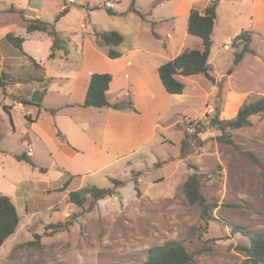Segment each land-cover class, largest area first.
Here are the masks:
<instances>
[{"label":"rangeland","instance_id":"1","mask_svg":"<svg viewBox=\"0 0 264 264\" xmlns=\"http://www.w3.org/2000/svg\"><path fill=\"white\" fill-rule=\"evenodd\" d=\"M65 1L11 0L1 4L23 9L28 18L41 16L53 23L58 33L74 32L84 43L98 41V32L114 30L116 26L123 28L132 18L142 23L143 38L156 39L151 35L152 22L129 11L133 0H123V11L118 16L109 13L108 0H74L70 4L71 12L61 14ZM11 18L17 22L16 33L25 32L26 23L18 13L0 14V28L4 22L10 24ZM82 23L87 26L85 33ZM235 45L231 40L232 50H223L218 63L223 76L217 82L214 73L212 78L200 74L195 76L199 84L188 82L182 98L166 94L164 112L156 127L150 115L142 116L140 134L131 143L135 153L129 164L122 162L118 169L117 179L123 183L115 187L112 196L99 200L89 196L84 206L69 200L72 189L80 190L76 186L65 191L57 188L32 194L39 188L38 184L59 186L60 171L54 165H45L48 171H41L40 167L15 157L25 146L20 128L27 117L21 110L10 107L15 120L10 113L4 114L0 192L14 201L21 220L16 232L0 248V264H142L151 247L173 239L188 241L193 225L202 226L203 237L199 239L196 235L190 249L204 245L212 248L196 256L199 264H241L243 255L235 246L247 244L248 238L233 234L231 223L255 232L264 231V168L244 154L252 151L264 163V116L253 115L251 125L231 130L233 144L219 142L220 131L210 127L209 121L216 104L222 105L221 118L229 119L237 114L227 115L225 111L231 89L245 92L242 104L264 95V33L253 37L251 47L256 53L247 54L238 65L234 64ZM212 86H216L215 92ZM208 104L210 107L200 115ZM200 123L205 126L196 137ZM186 131L192 135L193 142L188 153L182 155L181 143ZM37 154L49 164L43 143ZM194 171L201 174V192L207 202L216 205L208 229L203 228L200 206L190 204L182 190L184 181ZM98 186L114 184L103 177ZM22 192L31 201L27 210V201L23 206L20 202ZM58 223L62 226L49 227Z\"/></svg>","mask_w":264,"mask_h":264},{"label":"crops","instance_id":"2","mask_svg":"<svg viewBox=\"0 0 264 264\" xmlns=\"http://www.w3.org/2000/svg\"><path fill=\"white\" fill-rule=\"evenodd\" d=\"M3 1L11 0H0V14L18 13L22 17L18 12L20 9L13 6L8 8L1 4ZM111 1L113 6L108 7L114 11L111 16H118L123 11V0ZM65 2L68 15L71 12L70 4L75 1ZM65 2L61 10L65 8ZM211 2L135 0L129 11L152 22L151 35L156 39L150 41L149 37L143 38L142 31H145L142 23L132 18V22L123 28L115 27L124 37L117 47L121 54L115 58L108 55V46L98 41L80 42L78 35L70 31L59 33L66 41L51 57L54 38L50 34L43 31L28 34L27 21L23 17L26 23L23 33H16L17 22L13 18L8 21L10 24H2L0 76L5 88L0 85V144L4 139V114L10 113L12 118L10 107L21 110L27 121L20 128L25 146L18 154L25 152L34 162L33 166L40 167L41 171H48L49 167L45 165H54L60 171L59 186L38 184L39 188L32 194L61 188L68 179H71L69 187L76 186L77 189L87 185L98 186L103 177L117 179L120 164H129L135 153L131 143L140 134L142 116L146 113L151 116L155 127L160 125V117L164 112L163 101L169 93L159 75L160 65L175 58L186 48H202V39L188 32L189 16L192 8L204 10ZM216 14L209 59L215 82L223 76L218 66L223 50H232L231 47L225 48L227 40H233L243 30H251L253 37L264 33V0H218ZM37 17L42 19L41 16ZM81 25L82 33H85L87 26L85 23ZM9 32L26 37L24 52L7 40ZM96 72L112 75L107 91L111 106L84 105L90 78ZM195 76L182 77L186 88L189 83L199 84ZM211 90L215 92L216 86H212ZM229 93L225 111L227 115L236 114L242 104L240 101L246 95L243 91L232 89ZM182 94L175 96L182 98ZM207 107L210 104L200 115ZM13 131H17L15 124ZM42 143L48 150L49 164H46L45 158H38V147ZM29 147L33 149L31 153L27 152ZM21 194L23 206L29 196L24 192Z\"/></svg>","mask_w":264,"mask_h":264},{"label":"trees","instance_id":"3","mask_svg":"<svg viewBox=\"0 0 264 264\" xmlns=\"http://www.w3.org/2000/svg\"><path fill=\"white\" fill-rule=\"evenodd\" d=\"M133 0V4H134ZM218 0H212L210 5L204 10L197 7L192 8L188 22V32L202 39V48H186L175 58L163 63L159 67V75L166 90L172 94L184 93L186 83L182 79L183 76H192L197 74H205L212 78V65L209 62L211 49L213 45V31L216 22V7ZM137 11L136 9H134ZM110 14L114 11L108 8ZM21 16L27 21V33L31 34L36 31L47 32L54 38L52 46L51 57L55 56L56 49L66 40L61 38L55 25L51 22L45 21L41 18H28L24 14V10H18ZM68 12L67 2L65 8L61 10V14ZM139 12V11H137ZM98 43L108 46V55L112 58L120 56L121 52L117 47L123 42V35L117 30L103 31L97 33ZM6 38L16 48L24 52L23 42L26 37L24 35H16L9 32ZM63 40V41H62ZM253 40V32L251 30H243L239 35L233 39L235 45L234 64L238 65L242 62L247 53H255L256 51L251 47ZM35 61L33 58H31ZM112 81V75L107 72L93 73L89 86L87 89L84 105L94 107L111 106V102L107 97V91ZM0 85L5 88V83L0 76ZM222 105H215V113L211 116L209 126L220 131L217 139L223 143H234L231 130L240 129L247 125H251V116L261 114L264 116V95H258L254 98L245 101L239 108L237 114L233 118H221ZM201 122V121H200ZM199 123V122H198ZM201 127L196 130L201 132L204 129L203 123ZM193 137L186 131L185 138L181 143L182 155H186L192 145ZM252 162L264 168V163L260 161L257 155L252 151H244ZM15 157L20 161H27L32 165L34 162L26 155L25 152L16 154ZM193 168H197L193 165ZM70 180L68 179L64 185L59 188V191L68 189ZM113 187H99L92 185L91 187H84L80 190H71L69 193V200L78 206H84L88 201V197L99 200L107 196H112L116 186L123 183L119 179H111ZM202 177L197 171L191 173L182 185V190L192 205L197 204L201 208V219L204 223L203 228L208 229L211 219H213L212 208L216 205H211L201 192ZM116 187V188H115ZM40 195V194H36ZM30 199L27 201L26 207L30 208ZM20 214L14 201L8 195L0 192V248L6 240L16 232L20 224ZM62 224H50L49 227L58 228ZM202 226L193 225L188 234V241L182 240H167L162 244L151 247L148 251V256L142 264H189L187 261L192 260L198 263L196 256L198 254L207 253L212 250L210 246L204 245L199 249H190V246L195 242V236L199 239L203 237L201 232ZM231 230L233 234L240 233L248 238L247 244L236 245L235 248L243 255L241 264H264V231L255 232L246 226L236 223H231ZM39 237L40 235H36ZM31 243L33 241H30Z\"/></svg>","mask_w":264,"mask_h":264},{"label":"built area","instance_id":"4","mask_svg":"<svg viewBox=\"0 0 264 264\" xmlns=\"http://www.w3.org/2000/svg\"><path fill=\"white\" fill-rule=\"evenodd\" d=\"M106 6L107 7H111V6H113V2L111 1V0H108L107 2H106ZM230 44H231V40L229 39V40H227V42L225 43V48H229L230 47ZM20 104H22V103H20ZM32 147H29L28 148V150H27V152L28 153H31L32 152Z\"/></svg>","mask_w":264,"mask_h":264},{"label":"water","instance_id":"5","mask_svg":"<svg viewBox=\"0 0 264 264\" xmlns=\"http://www.w3.org/2000/svg\"><path fill=\"white\" fill-rule=\"evenodd\" d=\"M187 263H189V264H196V262H194L192 260L187 261Z\"/></svg>","mask_w":264,"mask_h":264}]
</instances>
